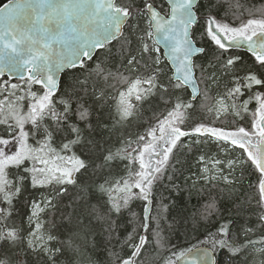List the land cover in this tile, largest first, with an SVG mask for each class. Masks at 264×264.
Wrapping results in <instances>:
<instances>
[{
    "label": "snow or ice",
    "instance_id": "obj_1",
    "mask_svg": "<svg viewBox=\"0 0 264 264\" xmlns=\"http://www.w3.org/2000/svg\"><path fill=\"white\" fill-rule=\"evenodd\" d=\"M0 264H264V2L7 0Z\"/></svg>",
    "mask_w": 264,
    "mask_h": 264
},
{
    "label": "trees",
    "instance_id": "obj_2",
    "mask_svg": "<svg viewBox=\"0 0 264 264\" xmlns=\"http://www.w3.org/2000/svg\"><path fill=\"white\" fill-rule=\"evenodd\" d=\"M5 2H7V0H0V5H2ZM256 2H264V0H256ZM178 199L182 200L183 198L181 197V198H178ZM195 202H196L195 201V197H193L192 203H195ZM192 242L194 243L195 240L192 239ZM174 243H177V244L183 246L184 243H185V238L183 236H180L179 239L174 240ZM105 258H106L105 254L104 253H100V259H101L102 262L105 260Z\"/></svg>",
    "mask_w": 264,
    "mask_h": 264
},
{
    "label": "water",
    "instance_id": "obj_3",
    "mask_svg": "<svg viewBox=\"0 0 264 264\" xmlns=\"http://www.w3.org/2000/svg\"><path fill=\"white\" fill-rule=\"evenodd\" d=\"M5 3H7V2H5ZM4 4V3H3ZM3 4L2 5H0V7H2L3 6Z\"/></svg>",
    "mask_w": 264,
    "mask_h": 264
}]
</instances>
